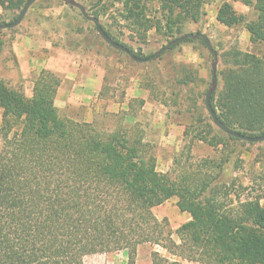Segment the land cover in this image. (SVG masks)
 Returning <instances> with one entry per match:
<instances>
[{
  "label": "trees",
  "instance_id": "16d2710c",
  "mask_svg": "<svg viewBox=\"0 0 264 264\" xmlns=\"http://www.w3.org/2000/svg\"><path fill=\"white\" fill-rule=\"evenodd\" d=\"M25 1L0 0V6L15 12ZM147 1L111 2L140 45L150 30L174 39L200 17L202 0H157L151 14ZM241 1L253 18L222 1L216 20L226 27L242 25L250 42L264 46V0ZM105 9L89 14L100 19ZM225 55L211 106L229 128L263 134L264 54L232 46ZM59 85V76L48 69L37 74L30 97L0 80V264H84L86 255L119 250L126 252L127 264H135L144 243L163 251H151V264H264L262 196L223 175L231 153L227 140H242L220 130L211 138L194 132L198 118H192L184 136L221 146L219 160L191 161L189 143L175 158L173 174L160 172L151 147L133 127L106 132L92 121L61 116L54 104ZM172 197L190 216L175 231L178 241L153 212Z\"/></svg>",
  "mask_w": 264,
  "mask_h": 264
},
{
  "label": "rangeland",
  "instance_id": "374dc122",
  "mask_svg": "<svg viewBox=\"0 0 264 264\" xmlns=\"http://www.w3.org/2000/svg\"><path fill=\"white\" fill-rule=\"evenodd\" d=\"M77 1L90 10L88 13L106 7L100 22L119 43L130 47L132 52H140L142 57L150 56L172 39L150 30L146 43L140 45L137 36L122 25L124 21L116 10L118 4L111 5L112 0ZM222 1H229L236 12L244 14L247 19L253 18L251 8L241 0H202L198 21H188L183 30L185 33L204 32L210 38L217 51L216 90L222 83L219 72L226 67L225 54L229 48L235 46L264 54V46L250 42L242 25L226 27L216 20V11ZM147 2L148 14H151L158 3L157 0ZM18 13L0 6V23L12 21ZM46 29L48 31L40 38L47 47L41 45L35 54L59 57L66 68L75 72L71 81L75 94L71 100L65 98L63 92H56L54 98L61 116L92 121L106 132L118 126L133 127L140 131L143 141L151 147L150 153L160 172L173 174L175 158L189 143L191 161L219 160L221 146L213 148L192 139V134L184 136L192 118H198L194 132L207 133L208 138L219 134V129L208 119L204 106L213 56L200 40L168 48L148 62H137L107 44L96 32L94 24L76 7L58 0H36L18 25L0 30V80L22 90L27 97L32 94L33 81L39 71L47 68L30 64L25 57L15 58L12 41L15 34L20 35L18 38L22 35L38 37L40 31ZM177 79H184L186 84L177 85ZM242 141L227 140L226 153H231L228 154L230 161L224 164L223 175L228 179L234 178L244 187H253L255 190L249 192L262 196L264 205V141ZM153 212L159 221H164L165 231L171 233V238L178 241L175 231L190 216L178 209L176 197L154 207ZM154 249L163 252L156 245H139L135 264H151L150 254ZM83 262L127 264V255L120 250L95 253L84 256ZM182 264L198 263L184 261Z\"/></svg>",
  "mask_w": 264,
  "mask_h": 264
},
{
  "label": "water",
  "instance_id": "95a60500",
  "mask_svg": "<svg viewBox=\"0 0 264 264\" xmlns=\"http://www.w3.org/2000/svg\"><path fill=\"white\" fill-rule=\"evenodd\" d=\"M35 1L36 0H26L23 7L21 8V10L19 11L17 16L12 21L0 23V30L13 28L16 25H18L20 23V21L22 20V18L24 17V15L26 14L29 6ZM58 1H62V2L66 3L70 6L76 7L80 11V13L82 14V16L84 18H86L87 20L91 21L94 24L96 32L101 36V38L107 44L112 46L114 49L123 51L132 60L137 61V62H148V61L152 60L153 58L157 57L158 55H160L162 52L166 51L172 44L177 43V42H179L185 38H191L193 40H196V39L201 40L202 43L204 44V46L206 47V49L208 50V52H210L213 56L212 63H211V81H210V85H209V87L205 93V97H204V106H205V109H206L208 115L211 117L213 124L219 130L224 132L225 134H228V135L233 136L235 138H238L240 140L247 141V142L264 141V133L260 134V135H256V136L245 135V134L240 133L237 130L229 128L224 123L219 121V119L217 118L216 112L213 110V108L211 106V102H210L211 96L215 92L216 86H217V75H216L217 74L216 73L217 51L213 47V44H212L210 38L208 37V35L206 33L200 32V31L187 32L183 35H180L174 39L169 40L166 44H164L158 50L153 52L150 56L141 58V57H137L126 46H124L123 44H121L119 42L114 41L109 35H107L105 30L101 26V22H100L99 18L89 14L82 3L78 2L77 0H58Z\"/></svg>",
  "mask_w": 264,
  "mask_h": 264
},
{
  "label": "crops",
  "instance_id": "0c3cea01",
  "mask_svg": "<svg viewBox=\"0 0 264 264\" xmlns=\"http://www.w3.org/2000/svg\"><path fill=\"white\" fill-rule=\"evenodd\" d=\"M46 31L41 30L40 36L32 37L28 35H22L21 38H18L20 35L15 34L14 40L12 41V50L15 58L25 57L30 64L37 65V67L47 68L48 70L53 71L60 78V85L57 88V93H65V98L71 100L73 94H75V88H72L71 81L75 77V72L66 68L63 64V61L59 57H53L52 55H36L35 51L40 48V46L47 47V43L43 42L40 37H43ZM21 39V44L18 46V40ZM13 56V58H14ZM84 89V88H83ZM68 100V101H69Z\"/></svg>",
  "mask_w": 264,
  "mask_h": 264
},
{
  "label": "built area",
  "instance_id": "2783aa9c",
  "mask_svg": "<svg viewBox=\"0 0 264 264\" xmlns=\"http://www.w3.org/2000/svg\"><path fill=\"white\" fill-rule=\"evenodd\" d=\"M263 193H264V190H263Z\"/></svg>",
  "mask_w": 264,
  "mask_h": 264
}]
</instances>
